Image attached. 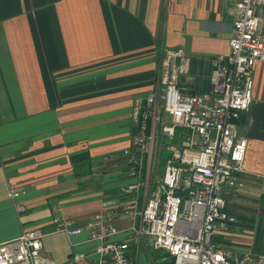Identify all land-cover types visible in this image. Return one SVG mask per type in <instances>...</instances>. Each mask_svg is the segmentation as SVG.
Masks as SVG:
<instances>
[{"label":"crops","instance_id":"obj_1","mask_svg":"<svg viewBox=\"0 0 264 264\" xmlns=\"http://www.w3.org/2000/svg\"><path fill=\"white\" fill-rule=\"evenodd\" d=\"M237 3L0 0V244L29 229L51 232L56 217L84 223L134 181L123 151L135 134V106L160 86L165 51H185L179 83L188 93L210 92L212 60L230 53ZM252 95L238 121L248 139L245 173L226 196L237 222L219 241L262 254V61L254 69ZM12 182L26 192L17 200ZM69 243L65 233L51 234L44 252L53 264L91 252L90 245L75 251Z\"/></svg>","mask_w":264,"mask_h":264},{"label":"built area","instance_id":"obj_2","mask_svg":"<svg viewBox=\"0 0 264 264\" xmlns=\"http://www.w3.org/2000/svg\"><path fill=\"white\" fill-rule=\"evenodd\" d=\"M233 15L230 53L212 60L210 92L188 93L179 83L185 51H165L160 86L135 106V134L123 151L134 181L84 223L56 217L51 232L29 229L0 244V264H53L43 240L55 233H65L74 248L91 246L68 264H138L141 247L163 251L174 264H264V253H240L219 241L237 222L226 196L245 173L248 139L238 121L254 100L256 64L264 62V0H238ZM162 143L169 156L156 179ZM9 188L13 200L26 193L18 182ZM84 232L86 240L73 242Z\"/></svg>","mask_w":264,"mask_h":264},{"label":"rangeland","instance_id":"obj_3","mask_svg":"<svg viewBox=\"0 0 264 264\" xmlns=\"http://www.w3.org/2000/svg\"><path fill=\"white\" fill-rule=\"evenodd\" d=\"M165 57V56H164ZM167 141V140H166ZM167 145L165 143H162V146L160 147V150L158 152V156L156 159V179H161L164 176L165 173V162L166 158L169 156V151L167 149ZM127 234H120L116 237H114L113 240H121L126 238ZM88 237V233L84 232L81 235L75 236L73 239L84 241ZM70 244V243H69ZM89 245H81L74 248L75 251H82L85 250V247L87 248ZM139 258H138V264H174V261L171 257L166 255L163 251H157L145 247H141V250L139 252Z\"/></svg>","mask_w":264,"mask_h":264},{"label":"water","instance_id":"obj_4","mask_svg":"<svg viewBox=\"0 0 264 264\" xmlns=\"http://www.w3.org/2000/svg\"><path fill=\"white\" fill-rule=\"evenodd\" d=\"M136 158H137V160H139V159H140V156H139V155H137V156H136Z\"/></svg>","mask_w":264,"mask_h":264}]
</instances>
